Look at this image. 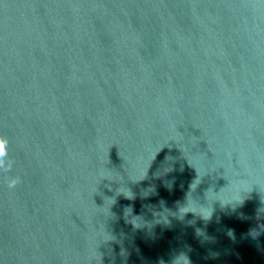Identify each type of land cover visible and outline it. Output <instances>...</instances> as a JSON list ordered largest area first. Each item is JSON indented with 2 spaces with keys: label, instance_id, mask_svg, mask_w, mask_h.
Returning <instances> with one entry per match:
<instances>
[{
  "label": "water",
  "instance_id": "obj_1",
  "mask_svg": "<svg viewBox=\"0 0 264 264\" xmlns=\"http://www.w3.org/2000/svg\"><path fill=\"white\" fill-rule=\"evenodd\" d=\"M0 264H264V0H0Z\"/></svg>",
  "mask_w": 264,
  "mask_h": 264
}]
</instances>
